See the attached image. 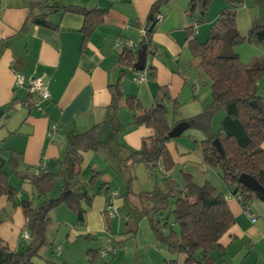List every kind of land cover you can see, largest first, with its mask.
<instances>
[{
    "label": "crops",
    "instance_id": "obj_1",
    "mask_svg": "<svg viewBox=\"0 0 264 264\" xmlns=\"http://www.w3.org/2000/svg\"><path fill=\"white\" fill-rule=\"evenodd\" d=\"M154 1L156 0H48L46 7L33 10L34 14H47L48 20L57 26L48 28L32 23L23 27L30 11L29 0H0V107L14 102V108L0 119V150H3L4 158L9 150H13L23 156L18 168L20 171L31 173L34 167L40 165H43L45 170H53L57 173L54 188L59 191L63 181L59 174L60 162L68 142L73 135L82 133L104 120L106 107L111 99L108 87L120 77L119 55L125 47L132 51L139 49L142 30L150 18V8ZM188 2L189 0H170L159 9L162 19L154 24L152 51L146 56V67L141 70L143 76L135 80V70L132 68L126 69L121 77L124 95L135 96L144 109L152 107L161 97L162 91L166 90V118L172 127L176 125V121L199 114L211 95L209 82L198 66V60L189 52L186 30L191 25L196 26L195 37L198 42H203L226 4L224 0L212 1V9L205 14L206 22L199 24L195 18L186 14ZM69 5L87 9H107L102 23L95 27L85 42L80 31L84 17L79 13L63 11L62 8ZM247 17L250 27L254 21L249 13ZM236 26L241 35H246L243 33L244 14L241 23L237 22ZM17 75H22L26 80L43 75L47 82L49 98L41 99L30 95L26 83L15 85ZM260 82L261 80L258 82L257 91L264 96V79ZM119 117L122 123L121 143L139 149L143 140L151 138L153 130L148 126L130 128L131 112L127 108L122 107L119 110ZM219 121L216 126L212 121L214 130L218 128ZM52 124L56 126L55 129L50 128ZM188 130L171 138L166 144L175 163L174 167L169 171H164L161 166L152 170L156 173L159 169L164 179L168 178L178 186H183L185 182L181 185L178 180L171 178L170 172L176 166L180 165L191 172L204 168L201 151L194 145V141L203 138L202 134L187 132ZM261 146L264 149V141ZM100 150L109 153V166L106 164L109 160L106 154L103 153L105 159H101L100 163L98 151H84L83 161L87 165L84 167V163L82 164V175L86 172L88 179L92 172H98L99 179L94 188L103 183L107 188H111L113 179L104 172L114 174V169L121 173L123 170L112 153L108 150L106 152L105 149ZM124 153L122 150L121 155ZM6 165L9 166L5 164L3 171L7 175L8 183L17 189L15 203L25 199L33 203L36 194L29 181L21 180L11 171L10 166L9 172L4 170ZM10 175L15 178L11 179ZM84 178L81 180L85 181ZM129 185L127 181L126 188H129ZM102 192L93 196L91 206L84 215L83 224H78L74 214L64 205L56 208L61 209L59 211H63V216L67 219L60 221L55 217L48 228L50 230L56 226L55 232H58L61 224H67L64 226L66 232L63 240L68 242L69 246L65 248L61 243L54 244L49 239L48 246H54L56 256L61 257L67 264H70L67 254L72 245L81 242L82 237L86 241L83 242L84 259L86 256L88 258V249L99 251L103 247L98 243V234L100 231L103 234L106 230L103 210L107 197L102 195ZM222 193L234 222L220 237L217 246L210 251L209 254L214 257L213 264H264V204L256 198H251L244 209L242 203L228 189ZM116 197L118 210L126 208V214L133 217L132 207L129 203L126 204L125 195L117 191L116 196L109 197L111 203ZM36 200L38 201L37 196ZM246 211L254 216L255 221H252ZM50 216L52 218V214ZM125 217L126 215H123L119 219L123 220ZM131 219L135 232L128 234L129 236L118 233L120 250L113 256L103 258L102 264H129L131 255L143 258V251L146 249L165 250L157 244L149 221L144 215ZM25 232L26 220L20 207L7 201L5 196L1 197V242L11 251L21 252L28 243ZM109 232L112 233L110 228ZM161 256L162 259L154 255L150 264H165L164 259L171 258V255L165 252ZM74 260L72 264H78ZM183 260L184 255L178 256L179 262ZM81 264H86L85 260H82Z\"/></svg>",
    "mask_w": 264,
    "mask_h": 264
},
{
    "label": "trees",
    "instance_id": "obj_2",
    "mask_svg": "<svg viewBox=\"0 0 264 264\" xmlns=\"http://www.w3.org/2000/svg\"><path fill=\"white\" fill-rule=\"evenodd\" d=\"M169 1L156 0L151 5L150 18L143 29L144 34L139 45V48L143 44L146 46L147 54L152 51L155 16ZM225 1V7L220 10L208 37L203 42L197 41L194 25L186 30L190 53L198 60V66L209 82L211 95L209 102L199 114L175 123L186 122L188 124L186 130L196 129L202 134L203 138L195 141V146L201 150L202 163L207 167L219 169L225 186L230 193L238 197L245 209L251 198H256L264 204L263 195L248 190L238 181L239 175L246 173L264 187V149L261 146L264 141V96L257 91L258 82L264 78V59L257 58L246 65L241 62L234 47L245 40L264 43V0H253L259 13L246 35H241L236 26V12L243 0ZM211 2L212 0H189L186 14L195 18L196 23H204L205 13ZM47 3L48 0H29L30 11L23 27L32 23L57 28L48 20L47 14L33 13L35 8L46 7ZM62 9L83 15L80 31L84 42L95 27L102 23L107 11L105 8L87 9L77 5L65 6ZM136 54L137 51L125 47L119 55L120 77L108 87L111 99L106 107L104 120L70 138L60 162L59 174L63 181L57 196H48L54 190L56 172L45 168L37 174L33 171L22 172L18 169L23 161L22 154L9 150L4 158L3 150H0V199L5 196L7 201L20 207L28 233V243L21 252L11 251L0 240V264H13L14 261L18 264H33V257L39 255L41 248L48 244L47 230L52 224L50 216L52 210L64 205L76 216L77 223L83 224L84 215L91 206L93 196L102 190L104 193L109 192L104 183L94 188L99 179L98 172H92L87 181L80 179L82 152L107 149L118 159L123 171L131 170L139 163L148 171L158 166L164 171L174 167L175 163L166 145L171 139L167 134L172 128L166 118L168 111L166 90L162 91L161 97L148 109H144L135 96L124 95L122 91L121 77L126 69L133 68ZM122 107L131 112L130 128L144 125L153 130L151 138L143 140L139 149L130 148L120 141L122 123L119 110ZM13 108L14 102L0 107V119ZM219 110L224 111L225 115L219 121L218 128L214 130L212 119ZM216 138L222 146L223 154L212 143ZM122 150L125 151L123 155ZM5 164H8L11 171L21 180L29 181L38 199L36 205L29 199L15 203L17 189L8 183L7 175L3 171ZM182 173L185 182L183 186H178L165 178L164 187L154 186L150 191L138 193L128 190L124 195L132 207L133 215H144L148 219L157 244L171 255V258L164 259L165 264H213L214 257L209 253L233 224L234 217L224 194L209 181L198 183L190 172ZM110 204L111 201L108 199L103 210L107 228H110L111 218L106 214V207ZM134 216L129 217L127 214L125 220L123 219L128 223L124 224L125 231L122 234L135 232V226L126 227L130 225L129 219ZM110 234L114 238L113 241L121 245L118 238ZM104 247L105 245L102 248ZM99 251L87 250L90 264L96 263V258L100 257ZM197 253H201L200 256L196 257ZM180 255H184L182 262L178 261ZM51 264L67 263L62 260Z\"/></svg>",
    "mask_w": 264,
    "mask_h": 264
},
{
    "label": "rangeland",
    "instance_id": "obj_3",
    "mask_svg": "<svg viewBox=\"0 0 264 264\" xmlns=\"http://www.w3.org/2000/svg\"><path fill=\"white\" fill-rule=\"evenodd\" d=\"M212 1H214V0H212ZM211 3L209 5V8L207 9L206 13L212 9ZM248 13L251 16L252 21H255L254 18L255 19L258 18L259 10H258V7L254 4L253 0H243V2L241 3L240 7L237 9V12H236V25H237V22L239 24L241 23V17H242V14H244V19H245V28L243 27V29H244L243 33L244 34H247L248 29H249L248 22H247V20H248L247 14ZM234 50L238 53L241 62L246 64V65H249L253 60H255L257 58L258 59L259 58L264 59V43L250 42V41L245 40V41L235 45ZM260 83H262V80ZM224 115H225L224 111H222V110L217 111L214 114L213 119H212L213 125L216 126L217 122L219 120H221ZM189 131L199 132L196 129H189L187 132H189ZM194 145H195V141H194ZM198 149H200V148H198ZM105 150H106V152H108L107 149H105ZM103 153L106 154L107 159H109L108 162H106V164L109 166V164H110L109 163L110 158H108L109 153H105L104 151L98 150V153H97V156L99 158L98 161L101 163L102 162L101 159H103V160L105 159V157L103 156ZM83 163H84V167H85V165H87V164H85L84 161H83ZM203 167H204L203 169L201 168L203 171L199 170V171H192L191 172V170H189V169L181 168L180 165L176 166L172 170V172H170L171 176H172L171 178L174 180H178V182H180V184L183 185L184 179H183V173L182 172L183 171L190 172L191 174L193 173L192 174L193 179L196 182L202 183V182L207 180L218 191H220V192L226 191L227 187L225 186L222 178L219 175V169L210 168L204 164H203ZM4 170L9 172V166L6 165ZM107 170H108V167H107ZM104 173H106V175H108L109 178L113 179V181L111 183V188H109V192L108 193L102 192V195H106L107 200L109 199V197L111 198L113 196V194H117V191H119V193L121 195L122 194L124 195L125 192L128 190H130L133 193H138L140 191H150L152 188H154V186L164 187V177L161 174V172L159 171V169L156 173H154V171L149 172L142 163L137 164L131 170L129 169V170L122 171V173H121V171L117 172V170H115V169L113 170L114 174H112L108 171H105ZM10 176H11V179L15 178L14 175H10ZM80 177H81L80 179H82V177H85L84 178V179H86L85 181H87L89 179V178L87 179L88 176H87L86 172L84 175H81ZM127 181H129V184H130L129 188H126ZM57 184H59V181L57 182ZM58 193H59L58 188H54V190L52 192H50L48 194V196L49 197H55L58 195ZM117 199H118V197L114 198V200H113L114 206H117L116 205L117 201L115 202V200H117ZM126 202H127L126 204L129 203L127 199H126ZM36 203H37V200H36V195H35V199L33 200V205H36ZM59 210H61V209L55 208L54 210L51 211L50 214H52L53 221L56 218L60 221L62 219H67L66 216H63V211L61 212ZM125 210H126V208H120L118 210L117 215H115L114 217L111 218L110 229H111L112 234L114 235V237L116 239L118 237H120L119 236L120 234H118V233L122 234L125 231V225H124L125 221L119 219L120 218L119 214H121V216L127 215ZM73 217L76 220V216L74 215ZM169 221H171V217L169 218ZM129 222H130V225L126 226V227L133 226L132 225V222H133L132 219L131 220L129 219ZM65 225H67V224H65ZM65 225H64V223L61 224L58 232H55L56 226H53L54 228H51L50 230H49V228H50L49 227L47 230V235H48V239L50 241H52L54 244L61 243L62 246L67 248V246H69V243L64 242V240H63V238L65 236V232H66L65 227H64ZM104 225H105V222H104ZM105 228H106V230L103 232V234H102V231H100V234H98V243L102 244V246L106 245V236L110 235L109 228H107V227H105ZM128 234L129 233H126L123 235L129 236ZM82 238L83 239H81V242L79 244L77 243L75 245H72L73 246L72 249L67 254V257H68L70 264L73 263L72 261L74 259H75L74 261H76V263H78V264H81L82 260H85L86 264H87V262H89V256H88V258H87V256L85 259L83 258V253L85 252L83 242L86 243V241H84L85 240L84 237H82ZM53 247L50 248L48 246V244L43 246L41 248V250L39 251V255H36L33 257V261H32L33 264H51V262H56V263L61 262L62 258L59 256H56ZM143 252H144L143 258L142 257L136 258L135 255H131L132 259L130 260L131 261L130 263L150 264V261L154 255H155V257H157V258L159 257L160 259H162L161 254L163 252L168 254L167 251H165V250L154 251L152 249H146ZM153 252H156L157 255L154 254ZM198 256H200L199 253L196 254V257H198ZM103 262H104L103 258H100V257L96 258V263L102 264Z\"/></svg>",
    "mask_w": 264,
    "mask_h": 264
},
{
    "label": "built area",
    "instance_id": "obj_4",
    "mask_svg": "<svg viewBox=\"0 0 264 264\" xmlns=\"http://www.w3.org/2000/svg\"><path fill=\"white\" fill-rule=\"evenodd\" d=\"M162 19L161 14H156L155 16V20L159 21ZM196 27V26H195ZM144 34V30H142V35ZM143 76V71L139 70V71H135V80L140 79ZM26 83L27 85V90L28 93L30 95L33 96H38L41 99H48L49 98V92H48V88H47V82L46 79L43 75H39V76H35V77H31L29 79H25L22 75H17L15 78V85H22ZM51 129H55L56 126L54 124H52L50 126ZM44 166L40 165V166H36L33 168V173L37 174L39 171L43 170ZM114 196H116V194H113V196L111 198H113ZM238 198V197H237ZM111 201V200H110ZM118 213V208L116 206L113 205V203H111L109 206L106 207V214L112 218L115 215H117ZM247 215L251 217L252 221H255L254 216H252V214H250L249 212H247ZM119 217L120 214H119ZM24 236L26 238H28V233L25 232ZM114 238L113 236L107 235L106 237V245L104 248H102L99 251V256L100 258H105L111 254H114L118 251L120 245L118 243H116L115 241H113ZM58 250L60 249L59 247L57 248ZM59 253H57L58 255Z\"/></svg>",
    "mask_w": 264,
    "mask_h": 264
},
{
    "label": "water",
    "instance_id": "obj_5",
    "mask_svg": "<svg viewBox=\"0 0 264 264\" xmlns=\"http://www.w3.org/2000/svg\"><path fill=\"white\" fill-rule=\"evenodd\" d=\"M146 46L143 44L138 50L136 54V60L133 63V69L135 71L142 70L145 61H146ZM188 128V124L186 122H179L175 126L171 128V130L168 132L167 136L169 138H174L176 136H179L182 134L184 130ZM213 145L218 149V151L223 154L222 146L218 140V138L214 139L212 141ZM238 181L248 190L252 192H257L264 196V187L251 175L246 173H241L238 177ZM13 264H18L17 261H14Z\"/></svg>",
    "mask_w": 264,
    "mask_h": 264
}]
</instances>
